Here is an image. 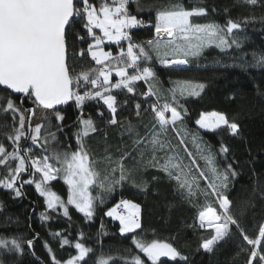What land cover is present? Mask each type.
<instances>
[{
  "label": "snow or ice",
  "instance_id": "obj_1",
  "mask_svg": "<svg viewBox=\"0 0 264 264\" xmlns=\"http://www.w3.org/2000/svg\"><path fill=\"white\" fill-rule=\"evenodd\" d=\"M238 2L251 7L264 6V0H238ZM136 3L138 8L142 7L139 0H136ZM128 4L129 0H111V2L101 0L99 6L91 0H0V86L7 93L0 96V111L12 114L14 121L18 118L19 124V127H14L12 134L7 135L15 145L13 151H7L4 145L0 144V165L8 169L7 178L0 179V184L11 189L19 197L21 191L17 186V180L20 174L34 169L32 175L35 173L41 175L35 187L41 196L47 198L49 209L60 207L63 209V215L67 217L69 215L67 205H74L86 218H92L95 214V201L98 199L90 191L92 186L101 192H111L115 185L128 180L134 171L154 168L166 174L169 180H174L177 191L190 203L199 194L204 195L205 198L214 194L219 201V212L216 208L208 206L199 213V226L204 227L207 219V224L214 229L211 238L201 244L206 252H212L213 246L228 236L234 226L243 240L252 246L251 250L244 249L248 252L246 264H253L254 261L257 264H264V224L259 226L258 235L254 238L245 234L239 220L233 215V202L224 194V190L229 186L230 177L237 175L232 164L229 163L223 170H219L210 146H202L197 136L183 127L182 112L187 110L179 106L178 96H199L206 85L190 80L176 82L178 86L170 90L171 103L166 101L163 104L149 105L154 122L151 125H144L143 133L131 120L125 125L117 119L118 102L112 93V89H126L127 92L132 93L134 82L156 79V73L151 67L141 68L138 63L141 59L150 61L153 58L152 52L162 64L169 66L187 64L188 57L201 55L206 47L213 44L221 49L231 48L233 44L240 47L231 34L234 30H240L244 24L255 22L256 18L252 16L241 20L228 19L223 26L218 23H193V17L208 14L209 7L203 4V0L198 6L190 9L184 6L182 0H169L168 4L157 7L153 26L157 37H161L163 33L164 36L172 39L167 40L163 50L162 37L148 40L146 43L151 49L146 50L145 46L131 42L129 30L143 25L145 21L132 15L128 10ZM77 26L86 30L84 35H80ZM94 29L101 30L103 37L97 36ZM88 36L94 39V44H88L87 48L79 50L73 47V40L84 42ZM103 38L116 43H120L121 40L129 41L126 52L121 48L120 54L113 57L111 52L103 51L100 48ZM89 55L91 61L100 65L99 68L83 66L84 58ZM253 60L255 61L253 66L264 68V54H253ZM106 61L108 63H105ZM113 62L115 67L112 66ZM129 68L136 69L135 74L130 75ZM113 71L120 77L116 83L111 80ZM82 87L83 92H81ZM14 94H21L19 105L12 99ZM142 95L156 96L157 92L150 85L148 92ZM24 98L30 100L33 107L23 108ZM91 100L98 103L102 101L107 106L110 115L106 126L121 128V137L127 135L131 140L130 147L124 145L117 149L121 154L116 160H113L109 152V145H105V155L96 159L95 154L86 144V139L98 132H102L105 141L107 140V132L103 131L97 121L91 115L87 118L83 115L86 101ZM69 101H75L76 106L81 110L77 120L79 127L72 133L75 138L74 149L71 144H66L63 148L59 147V135H64L63 123H57L54 126L56 130H51L53 117L59 122L65 119L57 106L66 105ZM135 108L136 116L139 118L141 105L137 103ZM37 109L41 110L40 122L33 126L32 118L36 116ZM47 113H51V116ZM206 115L196 121L201 128L216 130L223 125L232 135L239 134L240 125L230 121L225 114L211 113L210 115L215 118L211 123L206 122ZM98 116L103 120L104 112H98ZM170 130L174 135H170ZM190 135L196 154L189 149L187 143ZM22 138L30 139L33 145L43 151L34 155L32 147L22 149L19 143ZM173 139L176 143H173ZM228 151L227 146H221V153L226 154ZM129 157L135 161L132 167L125 164ZM185 157L188 158L187 162ZM198 160L205 162L207 172L201 168ZM10 161H18V165L13 168ZM101 163L105 167L97 168ZM57 176H62L69 186L70 194L67 202L46 187V183L56 179ZM157 179L159 177H152V180ZM201 180L207 182L203 189ZM32 182L21 181L20 185ZM148 185L149 181L143 180L136 186L142 187L143 191L147 192ZM100 203H103L102 198ZM121 206L127 209L126 214L117 212ZM140 210L139 204L122 199L106 215L119 220L121 234L135 233L141 228ZM243 211L242 209L241 215ZM41 215L42 219H48ZM54 235L59 237L61 234L54 233ZM69 243L67 238H63L61 246ZM132 243L152 264H160L161 257H170L172 260L179 257L185 261L188 259L171 243L159 240L145 243L136 236L132 237ZM23 244L31 247L33 240L21 242L18 239L9 241L0 238V249L6 251L23 254ZM45 247L52 254V264H87L86 258L93 252L92 248L77 241L74 244L77 254L66 261H60L56 259L50 246L45 244ZM114 259L115 257L112 256L101 255L97 258L96 264H110ZM121 259L125 260V264H145L140 255H131L130 258L121 257Z\"/></svg>",
  "mask_w": 264,
  "mask_h": 264
},
{
  "label": "trees",
  "instance_id": "obj_2",
  "mask_svg": "<svg viewBox=\"0 0 264 264\" xmlns=\"http://www.w3.org/2000/svg\"><path fill=\"white\" fill-rule=\"evenodd\" d=\"M97 6L101 0H91ZM111 2V0H109ZM142 7L138 8L136 0L128 5V10L138 19H142L148 27L138 26L131 29V36L134 44L145 46L148 39L154 35L155 14L158 6H164L169 0H139ZM186 8L198 6L201 0H182ZM203 4L209 7L208 14L201 17H193V23H218L225 25L228 19L241 20L244 17L254 16L255 22L242 25L240 30H234L231 37H235L240 47L235 44L231 48L221 49L216 45L206 47L201 55L188 57L186 66H165L160 59L151 53L152 59L139 62L142 67H151L156 73V79L150 78L134 82V92L129 93L126 89H112L118 102L117 119L127 125L131 120L139 126L141 133L145 131L144 125L153 123V113L149 105L153 103L163 104L166 101L172 102L171 89L176 88L178 81H193L204 83L205 89L199 96L179 97V106L186 109L182 112L183 126L191 133L206 140L213 148L217 165L224 169L227 164H232L237 175L230 177L226 195L233 202V215L244 229L245 234L250 237L258 235V228L264 224V68L253 66V54H264V6L251 7L238 0H203ZM227 9L228 11H225ZM80 35L86 30L77 26ZM97 36L103 37L99 29H94ZM230 37V39H231ZM104 40V38H103ZM166 42V41H161ZM92 37L88 36L84 42L73 40V47L76 50L87 48L88 44H94ZM109 50L113 57L120 54L121 44L116 42H104L100 45ZM183 58V57H180ZM105 63H108L106 61ZM83 66L99 68L90 55L83 60ZM115 67V62L112 64ZM113 83L118 82L117 76H112ZM157 92L156 96H146L149 86ZM84 88H81L83 92ZM7 95L0 86V96ZM178 95V94H177ZM21 95H12V99L19 105ZM159 98V99H158ZM141 105V114L136 116L135 105ZM178 106V110L180 107ZM33 107L32 102L27 98L23 100V108ZM64 116V121L59 122L52 118V131H55L57 123H63L64 135H59L60 148L71 144L75 148V138L72 133L79 127L77 120L81 110L76 106L75 101H70L63 107L58 108ZM104 112V118L98 116V112ZM218 112L225 114L230 121L240 125L238 135H232L226 126L216 130L208 131L201 129L196 121L202 114ZM83 115H89L97 121L98 125L107 132L105 141L102 132L90 135L86 144L96 159L105 155V145H109V152L113 160L120 156L118 148L124 145L130 147L131 140L127 135H120L121 128L117 126H106L110 115L107 106L102 101H86L83 107ZM14 127H19L17 121L13 120L10 113L0 111V144H3L7 151H13L15 145L7 138L13 133ZM170 135H174L171 133ZM27 138H22V140ZM19 142L21 148H28L29 143ZM200 141V139H199ZM173 143H176L173 139ZM188 143V139H187ZM201 144L204 145L202 141ZM227 146L229 151L224 154L220 152L221 146ZM194 151V147L189 145ZM39 151L43 149L36 147ZM23 154V151H22ZM133 155H136L133 153ZM147 157L145 158L146 161ZM188 158L185 157V162ZM135 163L129 157L125 161L126 166L132 167ZM14 168L18 161H10ZM114 166V165H112ZM103 163L97 168H103ZM34 169L20 174L17 186L20 187L21 196L0 184V238L19 241L33 240L31 247L23 244V254L0 249V264H52L51 253L45 244L51 247L57 260L66 261L69 257L77 254L74 244L79 241L93 249L89 254L87 264H96L101 255L115 257L110 264H125L121 257L130 258L131 255H140L145 264H152L147 256L140 252L132 243V237L136 236L145 243L152 240H159L164 243H171L183 256L188 259L181 260L177 257L172 260L170 257L160 258V264H246L248 252L251 250L243 240L240 233L233 228L228 236L218 241L213 246L212 252H206L201 244L204 240L211 238L214 234L212 228L200 227L199 213L208 206L214 207L219 212V203L215 195L205 198L199 194L190 203L179 191L176 182L169 180L166 174L158 172L154 168L144 171L142 168L134 171L128 180L122 184L115 185L111 192H101L95 186L90 188L95 201V214L92 218H86L74 205H67L69 215H63V209H49L45 196H41L35 187V182L41 179V175L35 173ZM119 173L117 172V176ZM8 169L0 165V179L7 178ZM153 176L159 177L152 180ZM33 181L23 183L21 181ZM143 180L149 181L147 192L143 191L140 185ZM203 189L207 182L200 181ZM46 187L55 192L63 201L67 202L69 186L62 178L46 183ZM137 202L140 207L141 228L135 233H120L121 224L119 220L109 217L106 213L115 206L122 197ZM100 198L103 203H100ZM243 215H241V210ZM48 219H42V215ZM103 226V227H102ZM54 233L61 235L55 236ZM83 233V236H81ZM67 238L70 242L62 244V239ZM253 264H257L256 261Z\"/></svg>",
  "mask_w": 264,
  "mask_h": 264
},
{
  "label": "rangeland",
  "instance_id": "obj_3",
  "mask_svg": "<svg viewBox=\"0 0 264 264\" xmlns=\"http://www.w3.org/2000/svg\"><path fill=\"white\" fill-rule=\"evenodd\" d=\"M104 42H114V41H110V40H108L107 38H104V40H103ZM167 42V41H166ZM166 42H161V49L163 50V48H164V45L166 44ZM215 45V44H214ZM100 48H102L103 49V51H105V52H110L109 50H106L104 47H100ZM95 50V49H94ZM169 59H171V56H169ZM120 80V79H119ZM114 81V80H113ZM211 113H213V112H209V113H204V114H202V116H205L206 114H208V115H206V122H208V123H211L215 118L214 117H212L210 114ZM48 115H50L51 116V113H47ZM166 115H170V113H167ZM40 116H41V110H39V109H37V112H36V116L35 117H33L32 118V125L33 126H35V124L36 123H38V122H40ZM201 116V117H202ZM201 119V118H200ZM199 119V120H200ZM198 126L200 127V125L198 124ZM223 126V125H222ZM221 126V127H222ZM184 127V126H183ZM185 128V127H184ZM201 128V127H200ZM201 129H203V130H208V131H212L211 129H208V128H201ZM25 131L27 132L28 131V129H27V124H26V128H25ZM190 133V132H189ZM195 135V134H194ZM197 136V135H196ZM197 138H198V140L200 139V143L203 141L204 142V145H208V146H210V144L206 141V140H203L201 137L199 138L198 136H197ZM188 139V143H189V145H190V147L191 146H193L194 147V151H193V153L194 154H196V148H195V146L193 145V143H192V138H191V135L187 138ZM22 142H25V146L27 145V143H29V146L28 147H32V149H33V154L34 155H38V154H40L42 151H39L36 147V145H33V143H32V141L30 140V139H24V140H22L21 141V143ZM202 146H203V144H201ZM191 150V149H190ZM210 150H211V152L212 153H214V150H213V148L210 146ZM45 154H47V153H45ZM215 154V153H214ZM216 157V156H215ZM198 162H199V164L201 165V168L203 167L204 169H205V171L207 172V168H206V165H205V162L203 163V164H201L200 163V160H198ZM216 164H217V162H216ZM218 166V165H217ZM218 169L219 170H223L221 167H219L218 166ZM38 174H40V173H38ZM58 177V176H57ZM40 180H38V181H36V182H39ZM36 182H35V184H36ZM49 182V181H48ZM227 190V189H226ZM226 190H224V194L226 195ZM46 200H47V198H46ZM133 203H136V204H138L137 202H135V201H133V200H131ZM219 203V202H218ZM117 205V204H116ZM115 205V206H116ZM115 206H113V207H115ZM112 207V208H113ZM140 209H141V207H140ZM110 210V209H109ZM127 210V209H126ZM141 211V210H140ZM118 212V211H117ZM114 218V217H113ZM206 221H207V219H206ZM206 225H207V223L205 222V227H206ZM161 258H163V257H161Z\"/></svg>",
  "mask_w": 264,
  "mask_h": 264
},
{
  "label": "built area",
  "instance_id": "obj_4",
  "mask_svg": "<svg viewBox=\"0 0 264 264\" xmlns=\"http://www.w3.org/2000/svg\"><path fill=\"white\" fill-rule=\"evenodd\" d=\"M132 1H133V0H129V3L132 2ZM128 5H129V4H128ZM142 26L146 28V27H148V24H147V23H144ZM129 34H130V36H131L130 30H129ZM131 37H132V36H131ZM161 37H162V39H161ZM161 37H157V36H156V33H155V31H154V35H153V37H152L151 39H148V40L161 39V40H163V41H167V40L172 39L171 37L164 36L163 33L161 34ZM131 42L133 43V38H132ZM128 43H129V41H127V40H123V43L121 44V47L124 49L125 52H126V50H127V45H128ZM133 44H134V43H133ZM134 50H135V49H134ZM138 63H139V65H140V67L142 68L140 62H138ZM99 67H100V66H99ZM130 69L135 73L136 69H133V68H130ZM122 199H124V200H128V197H126V196L122 197V198L119 200V202H120ZM118 211H119V213H121V214H126V213H127L126 210L123 208V206H121L120 208H118Z\"/></svg>",
  "mask_w": 264,
  "mask_h": 264
},
{
  "label": "crops",
  "instance_id": "obj_5",
  "mask_svg": "<svg viewBox=\"0 0 264 264\" xmlns=\"http://www.w3.org/2000/svg\"><path fill=\"white\" fill-rule=\"evenodd\" d=\"M118 76L117 74H116V72L115 71H113V73H112V76ZM111 80H113V77H111ZM200 163L201 164H203L204 163V161L203 160H200ZM203 168V167H202ZM205 210H206V208H205ZM204 211V210H203ZM206 223H207V221H205ZM205 227V226H204ZM206 228H212L211 226H209L208 224L206 225ZM213 229V228H212ZM214 230V229H213Z\"/></svg>",
  "mask_w": 264,
  "mask_h": 264
},
{
  "label": "water",
  "instance_id": "obj_6",
  "mask_svg": "<svg viewBox=\"0 0 264 264\" xmlns=\"http://www.w3.org/2000/svg\"><path fill=\"white\" fill-rule=\"evenodd\" d=\"M2 87V86H1ZM3 88V87H2ZM10 91V90H9ZM15 95H21V94H15ZM70 102V101H69ZM68 102V103H69ZM64 105H59V106H57V108H60V107H63Z\"/></svg>",
  "mask_w": 264,
  "mask_h": 264
},
{
  "label": "bare ground",
  "instance_id": "obj_7",
  "mask_svg": "<svg viewBox=\"0 0 264 264\" xmlns=\"http://www.w3.org/2000/svg\"><path fill=\"white\" fill-rule=\"evenodd\" d=\"M219 202V201H218Z\"/></svg>",
  "mask_w": 264,
  "mask_h": 264
}]
</instances>
